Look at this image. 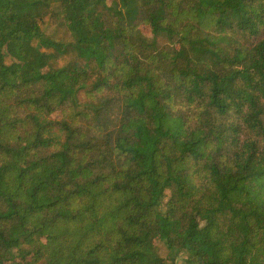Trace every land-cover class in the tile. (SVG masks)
Here are the masks:
<instances>
[{
    "label": "trees",
    "instance_id": "trees-1",
    "mask_svg": "<svg viewBox=\"0 0 264 264\" xmlns=\"http://www.w3.org/2000/svg\"><path fill=\"white\" fill-rule=\"evenodd\" d=\"M0 264H264V0H0Z\"/></svg>",
    "mask_w": 264,
    "mask_h": 264
},
{
    "label": "rangeland",
    "instance_id": "rangeland-1",
    "mask_svg": "<svg viewBox=\"0 0 264 264\" xmlns=\"http://www.w3.org/2000/svg\"><path fill=\"white\" fill-rule=\"evenodd\" d=\"M41 27H42V30L47 35L53 37L54 39L65 40V41H69L71 39L67 29L63 25H60V23L58 21H56L54 18H52L50 16L45 18V20L42 22ZM144 28H146V27H144ZM141 30L143 31V34L145 36H148V34H149L148 29H141ZM157 42L160 46H169L170 45L169 41L167 40V38L164 35L158 36ZM81 98H82V96H81ZM53 118L58 119L60 117L55 115ZM112 145H113V133L108 132V133L104 134L102 137V149L107 150V149L111 148ZM169 204H170L169 192H166L165 196L163 198V205L165 207H168ZM155 243L158 247L159 254L162 257H165L166 256V249L163 246V244L161 242H158V241H156Z\"/></svg>",
    "mask_w": 264,
    "mask_h": 264
}]
</instances>
